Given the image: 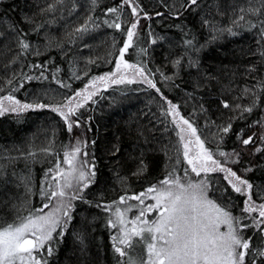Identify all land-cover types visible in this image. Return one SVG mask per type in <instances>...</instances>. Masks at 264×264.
I'll list each match as a JSON object with an SVG mask.
<instances>
[{
    "label": "trees",
    "instance_id": "trees-1",
    "mask_svg": "<svg viewBox=\"0 0 264 264\" xmlns=\"http://www.w3.org/2000/svg\"><path fill=\"white\" fill-rule=\"evenodd\" d=\"M61 1L0 0V102L20 106L0 113V157H8L0 161V228L16 214L15 174L27 176L30 211L40 212L50 203L54 166L78 147L91 166L89 182L72 199L63 229L38 253L40 264H139L142 238L119 243L109 221L117 208L140 216L149 202L137 207L130 197L177 173L167 116L175 105L198 134L203 125L212 128L219 142L205 141L207 152L246 181L247 192H236L222 172L218 194L249 245L243 264H264L262 228L245 217L246 208L264 202V0H63L64 14ZM132 23L122 59L155 87L111 85L75 109L69 131L59 112L91 79L113 71Z\"/></svg>",
    "mask_w": 264,
    "mask_h": 264
},
{
    "label": "snow or ice",
    "instance_id": "snow-or-ice-1",
    "mask_svg": "<svg viewBox=\"0 0 264 264\" xmlns=\"http://www.w3.org/2000/svg\"><path fill=\"white\" fill-rule=\"evenodd\" d=\"M128 3V0H125ZM195 4L196 0H192ZM109 11L115 12L116 9H110ZM133 15H136V9L133 7ZM116 28H120L119 23L114 25ZM137 27V23H132L131 27L127 31L128 40L125 42L124 47L120 49L121 57L123 56L126 49L131 46L132 37L134 35L133 29ZM21 47L28 48V44L21 42ZM124 63L122 60H118L116 67L120 68L121 64ZM125 67L129 65L124 64ZM112 73L110 75H114ZM99 80H104L105 77H98ZM145 79H147L145 77ZM122 81H113V83H120ZM131 82V81H129ZM147 83L151 87H155V84L151 80H147ZM88 85L85 86L87 89ZM80 96L81 93H76ZM91 93L86 96L85 99H90ZM4 99L12 100L11 97H4ZM15 103H19L14 101ZM71 101H69V105ZM37 107H45V105H36ZM82 107L83 105H77ZM228 107L227 104L224 105ZM23 109H28L33 107V105L24 104L21 106ZM172 110L175 111V105H172ZM15 110V109H13ZM53 111H58V109L53 108ZM250 111L251 109H245ZM3 109H0L2 112ZM59 114L64 118L65 123L68 125L69 131L72 129V122L68 120V115H74V110L72 107L68 108V113L62 111ZM179 115V113H176ZM183 124H187L188 128L191 130L192 134L195 135L196 130L192 128V125L186 121H181ZM230 127V126H229ZM229 128H224L223 131L227 132ZM183 131V130H181ZM180 140L183 143L184 137L180 136ZM251 137L249 139L243 140V143L247 145L250 143ZM188 143H184V158L187 160L188 164L191 166L192 172L197 176H200L201 172L207 173L210 171H221L225 172L227 175L225 179L229 177H235L236 174L228 168L223 167L217 160L213 159L212 155L207 152L204 148L203 143L197 138L196 145L198 146V151L190 156L191 151ZM79 152V148H76L72 153H66L65 162L72 165L75 159V153ZM224 155V153H220ZM84 172H80V179L83 180ZM238 183L243 185L246 181L239 179ZM162 184L168 186L164 189H159L157 187H149L147 193H141L140 196H132L130 199L140 200L141 196H146L148 193H155V195L150 198L155 200L154 205L148 206L147 209H142L140 217H143L146 210H151L153 208L159 210V217L156 220H147L137 217L136 220L131 221L133 227L131 229V234L134 236H140L144 242L147 244L148 251V264H237V257L239 258V264H243L244 252H237V247H243L248 249L249 245L247 242L243 241L235 232L233 217L227 211H224L211 200H207L203 195L205 189L207 188V183L201 180L199 183H193L189 181L187 185L181 184L178 179H165L161 181ZM231 183V180H229ZM172 185H175L178 191L172 190ZM69 187L70 184H66ZM87 186L86 184L84 185ZM249 187H251L249 185ZM233 188L236 192H241L242 189L236 184H233ZM192 191H189V190ZM61 196L63 197L65 193L60 191L59 193L52 192L51 196ZM75 199L76 197H72ZM121 203L124 202V197H121ZM141 203L143 201L141 200ZM207 205L215 212V218L210 219L208 214L202 211V208ZM47 207V205H45ZM110 207V206H108ZM260 216L264 217V205L260 206ZM254 209L246 208L245 211H253ZM41 212L43 209L40 210ZM122 211L119 208L116 209L118 215V222L124 224V217ZM67 216L68 212H64ZM70 219V217H69ZM58 220L52 219L50 216H37L34 218H25L19 224H8L6 227L0 228V264H14V261L18 253H27L29 257L32 258L33 264H40L33 255V250L43 247L44 242L52 239V233L55 231ZM143 225L142 227H138ZM236 224L239 223L238 220L235 221ZM220 224H226L228 226V232L222 233L219 231ZM111 227H115L116 224L109 221ZM148 235L145 236L144 234ZM35 236V240L30 239L29 236ZM117 240V237H113ZM119 243L130 244L131 240L127 232L123 238H119ZM121 256L125 253L120 249H115ZM49 254H51L52 249H48ZM23 260V257H20ZM46 264V262H45ZM130 264H136L135 261L130 262ZM139 264H145L144 260H140Z\"/></svg>",
    "mask_w": 264,
    "mask_h": 264
},
{
    "label": "rangeland",
    "instance_id": "rangeland-1",
    "mask_svg": "<svg viewBox=\"0 0 264 264\" xmlns=\"http://www.w3.org/2000/svg\"><path fill=\"white\" fill-rule=\"evenodd\" d=\"M61 8L59 10V12L61 14L65 13L66 10V3L65 1H61L60 5ZM64 8V9H63ZM262 13H257L256 17H258V15H261ZM264 14V13H263ZM89 26L85 25V27H83L79 32H82L83 34H85L87 31H89L90 28H88ZM80 33V34H82ZM151 36V42H155L158 39L156 37H154L153 34H150ZM127 49L125 50L124 54L126 53ZM123 57V56H122ZM120 57L115 61V65H114V69L112 72H110L109 74L106 75H102L99 77H105L104 80H99L96 78L91 79L88 82V87L87 89L84 88V90L80 91L79 93H81L80 96H75L73 98V100H71V104L69 105V102L66 103V105L63 107L62 112L64 113H68V108L72 107L73 110L75 111V109L78 108L77 105H83L86 104L87 102H90L94 97L99 96L103 90L109 88L111 85H115L118 83H113V81H122V82H129L131 81L132 83H137L140 85H144L147 84V81L145 79V77L143 76V74L135 69L133 66L129 65V67H125L124 64H126L123 59ZM118 60H122L124 63L121 64L120 68L117 69L116 64ZM112 73H115L114 75H110ZM121 83V82H120ZM95 93V95H91L90 99H85L86 96L90 95L91 93ZM108 99V97H107ZM18 108H20V106L11 103V102H6L5 100H2L0 102V109H3L2 112L0 113H5V112H9L12 111L13 109L18 110ZM13 110V111H15ZM176 113H179L176 108L175 111H173L172 109L168 111L167 116L169 117V123H170V128L172 129L173 133H174V157L176 158V162L174 163V169L175 172L177 171V175L175 174V178L173 177L172 180L178 179L180 181L181 184L187 185V183L189 181L193 182V183H199L201 180L206 181L207 183V188L205 189L203 195L206 197L207 200H211L214 204H216L218 207H220L221 209H223L224 206V201L221 197L220 194H218L219 192V188H218V184L220 183L221 179L218 177L222 176V172L217 170V171H210L207 173L201 172L200 176H197L194 172H192L191 170V166L188 164L187 160H185L184 158V143H188L189 141H191V144L189 145L191 151L189 153L190 156L194 155L199 149L198 146L196 145V140L197 138H199V140L203 143L205 141H208L209 143L212 144H216L219 142V140L217 139V137L215 136L216 133L214 131H211L210 128H208L207 126L203 125L201 126L200 129V134H198L197 132L195 133V135L192 134L191 130L188 128L187 124H183L181 121L182 120H186L188 121L191 125L192 123L187 119V118H183L179 115H176ZM71 115H68V120L71 121L70 119ZM72 122V121H71ZM73 125V123H72ZM192 128L193 125H192ZM183 130V131H181ZM211 131L213 133L208 134ZM183 135L184 137V141L183 143L180 140V136ZM204 140V141H203ZM78 148V147H76ZM74 148L73 150H71L68 153H72L75 151ZM205 148V145H204ZM206 149V148H205ZM44 156L46 158V162L51 163L54 156L53 154L49 153L48 151L44 153ZM22 158V157H21ZM5 160L8 159V157H0V161L1 160ZM23 159V158H22ZM66 156H62L59 158L58 160V165L54 166V170H52V175L50 178V182L52 184V192H56L59 193L60 191H63L65 193V195L63 197L57 195V196H51L50 199V203L49 205L43 209V211L41 212H36V213H31V193L29 194V189H28V183H27V176H25V174H15L14 178H12L13 180L11 181V183L13 182L16 188V191L18 192L16 194V198H17V202L13 203L12 206L14 205L15 207H17L15 209V215L12 218V220L10 221L9 224H19L22 220H24L25 218H34L37 216H41V215H45V216H50L52 219L58 220L59 223L56 226L55 231H53L52 233V237L54 235V233L56 232V230L58 229H63L64 224H66L68 216H69V207L72 201V197H76L77 194H79L83 189H84V185L88 184L89 182V173L91 171V166L88 164V162L84 159V154L82 152H76L75 153V159L72 162V165L68 164L65 162ZM17 161V159H16ZM179 167L180 169L183 171L182 174H178L179 172ZM83 171L84 172V178L83 180L80 179V172ZM4 175V173L2 174ZM217 176V177H216ZM227 180V181H226ZM226 183L228 185L231 186V188L234 190L233 188V184H236L238 187H240L242 189V191L247 192L245 185H240L238 183V180L236 179V177H229L228 179H226ZM229 180H231V183H229ZM211 181V182H210ZM66 184H70L69 187H66ZM212 185V187H211ZM210 186V187H209ZM168 186L164 185L163 187H160L159 189H164ZM172 190L173 191H178V189H176L175 185H172ZM28 190V191H27ZM189 191H192L191 189ZM155 195V193H148L146 196H141L140 200H136L138 201V205L137 207H141L140 205H146V202H149V204H147L145 207H143V209H147L148 206L150 205H154L155 204V200L151 199L150 197ZM24 198V202H20L22 199ZM217 201L215 202L214 201ZM141 200L143 201V203H141ZM220 202V203H219ZM264 205V202L261 204ZM260 205V206H261ZM136 206V205H135ZM260 206H253V207H249V209H254L253 211H247L248 216L246 215V219H248L249 221H251L252 223H254V225L257 228H262V231L264 233V217L260 216V211L261 208ZM226 207V206H225ZM227 207L229 208V205H227ZM227 208V209H228ZM142 210V209H139ZM154 213L150 212L149 216L145 215L144 217H140L142 220L143 219H147V220H156L159 217V210L153 208ZM224 211H226L225 209H223ZM202 211L206 212L209 216L210 219L215 218V212L213 209H211L209 206L205 205L202 208ZM64 212H68V215L65 216ZM228 212V210H227ZM123 217H124V224H120L118 222V215L116 213L113 221L116 224V227L119 231V236L120 238H123L125 235V232H127V234L129 235V237H140V236H134L131 234V229L133 227L131 221L136 220V218H130V216H128V214H125L122 211ZM233 224H234V230L236 232V234L239 236V229L238 226L236 225V223L233 220ZM143 225H139L138 223V227H142ZM219 231L222 233H227L228 232V226L226 224H220L219 226ZM145 236H147L148 234L145 233ZM29 238H32L35 240V236H29ZM50 240H47L44 242L43 247H40L38 249H34L32 255L41 262L40 258L38 257V253L42 252L43 249H45L47 247V245L49 244ZM139 243V241L137 242V244ZM140 247L139 248V253H140V257L144 260L145 264H148V251H147V244L144 242V240H140ZM237 252H244L245 249L243 247H237L236 248ZM20 257H23V260L20 259ZM14 264H33V260L31 257L28 256L27 253H18L17 257L14 261ZM237 264H239V258L237 257Z\"/></svg>",
    "mask_w": 264,
    "mask_h": 264
},
{
    "label": "water",
    "instance_id": "water-1",
    "mask_svg": "<svg viewBox=\"0 0 264 264\" xmlns=\"http://www.w3.org/2000/svg\"><path fill=\"white\" fill-rule=\"evenodd\" d=\"M30 239H32V238H30ZM34 240V239H33Z\"/></svg>",
    "mask_w": 264,
    "mask_h": 264
}]
</instances>
